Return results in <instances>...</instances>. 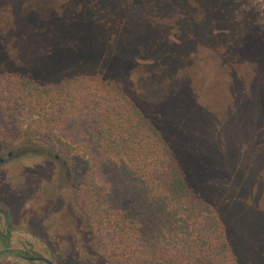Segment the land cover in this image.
Listing matches in <instances>:
<instances>
[{
  "label": "rangeland",
  "instance_id": "1",
  "mask_svg": "<svg viewBox=\"0 0 264 264\" xmlns=\"http://www.w3.org/2000/svg\"><path fill=\"white\" fill-rule=\"evenodd\" d=\"M4 74L115 84L177 152L187 183L224 223L238 263L264 264V0H0ZM8 95L0 94V151L20 155L0 168V192L15 214L27 210L31 224L45 227L66 263L108 264L92 252L74 202L85 163L64 157L60 145L22 143L29 119ZM76 122L57 130L61 143L79 148L96 182L121 203L119 169Z\"/></svg>",
  "mask_w": 264,
  "mask_h": 264
},
{
  "label": "trees",
  "instance_id": "2",
  "mask_svg": "<svg viewBox=\"0 0 264 264\" xmlns=\"http://www.w3.org/2000/svg\"><path fill=\"white\" fill-rule=\"evenodd\" d=\"M210 8L214 14L225 12V7ZM6 93L29 119L21 127L22 143L60 145L64 157L85 163L74 202L88 224L91 250L101 259L108 264H239L224 223L187 183L177 152L115 84L86 75L38 84L4 74L0 94ZM73 117L92 148L108 154L119 169L121 203L96 182L94 166L82 151L61 143L56 132ZM105 235L109 242H103Z\"/></svg>",
  "mask_w": 264,
  "mask_h": 264
},
{
  "label": "flooded vegetation",
  "instance_id": "3",
  "mask_svg": "<svg viewBox=\"0 0 264 264\" xmlns=\"http://www.w3.org/2000/svg\"><path fill=\"white\" fill-rule=\"evenodd\" d=\"M6 153L5 156L3 154ZM20 154L4 148L0 151V168ZM18 158V157H17ZM8 193L0 192V264H68L61 250L52 251L45 227L31 224L33 215L14 212ZM68 261H70L68 259Z\"/></svg>",
  "mask_w": 264,
  "mask_h": 264
}]
</instances>
